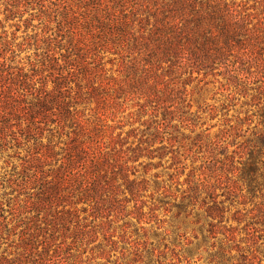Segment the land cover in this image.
I'll return each mask as SVG.
<instances>
[{"label": "trees", "instance_id": "trees-1", "mask_svg": "<svg viewBox=\"0 0 264 264\" xmlns=\"http://www.w3.org/2000/svg\"><path fill=\"white\" fill-rule=\"evenodd\" d=\"M88 1L90 8L80 15L70 9L58 30L46 36L43 60L32 73L13 68L0 45V136L10 134L26 146L23 167L33 190L25 202L35 212L16 251L0 252V264H50L57 229H67L72 221L77 231L86 228L81 212H92L99 225H106L134 201L143 215L139 196L148 182L138 180L135 163L162 158L168 141L158 125L124 148L129 141L106 123L100 101L135 99L141 112L154 114L166 110L168 102L174 105L175 98L185 102L188 86L211 76L228 99L240 94L264 102V0ZM103 55L116 56L120 77L104 75ZM45 70L54 73L52 88L46 78L37 77ZM101 88L105 95L97 91ZM93 101L94 112L84 114ZM156 143L160 146L154 148ZM242 152L245 160L239 169L253 191V183L264 180V134L246 143ZM212 160L213 165L219 162ZM224 188L234 195L238 187ZM219 196L212 181L204 178L183 191L176 205L179 212L188 206L193 210L202 199V212L193 222L202 236L195 245L198 250L209 246L208 262L213 264L225 261L226 249L210 240L217 234L226 241L234 237L232 228L224 225L225 200ZM250 218L248 236L264 233V207ZM2 232L0 228V238Z\"/></svg>", "mask_w": 264, "mask_h": 264}, {"label": "rangeland", "instance_id": "rangeland-1", "mask_svg": "<svg viewBox=\"0 0 264 264\" xmlns=\"http://www.w3.org/2000/svg\"><path fill=\"white\" fill-rule=\"evenodd\" d=\"M90 7L88 0H0L1 55L13 68L24 67L32 73L33 66L37 69L43 60L46 36L58 30L66 12L73 9L80 15ZM115 58L103 55L107 77L121 76ZM37 77L42 81L46 78L53 87L54 73L45 70ZM212 80L211 76L202 82L195 80L187 88L190 95L185 102L175 98L174 105L168 102L166 110L159 108L154 114L152 110L141 112L135 99L123 97L114 104L100 101L106 123L129 141L124 148L137 144L161 125L168 141L163 143L165 153L162 158L145 157L135 163L138 180L148 182L139 196L142 216L135 210L134 201L127 203L124 214H113V221L106 225H99L100 219H94L92 212H81L86 228L77 231L74 221L66 224L67 229L59 227L49 251L50 264H150L154 260L163 264H213L208 262L209 246L204 251L195 245L202 236L194 224L196 213L202 212V199L193 210L188 206L179 212L176 206L183 191L197 187L204 178L215 185L218 199L225 200L224 225L234 233L229 241L223 234L210 240L209 244L216 241L218 247L227 250L220 264H264V233L257 232L254 237L247 234L253 221L250 216L264 207V180L253 183L254 190L250 191L248 179L239 169L245 160L241 155L246 143L257 142L264 134V102L240 94L228 99L219 83ZM103 88L97 91L105 95ZM96 107L93 101L83 112L92 114ZM158 146L156 143L154 148ZM26 154V146L13 136H0V252L16 251L27 220L35 215L25 202L33 190L27 186L23 167ZM213 158L219 162L213 165ZM228 184L238 187L234 195L226 194ZM189 241L194 245H188Z\"/></svg>", "mask_w": 264, "mask_h": 264}]
</instances>
